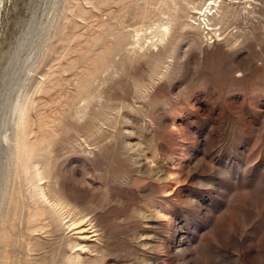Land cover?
Listing matches in <instances>:
<instances>
[{"label":"rangeland","instance_id":"rangeland-1","mask_svg":"<svg viewBox=\"0 0 264 264\" xmlns=\"http://www.w3.org/2000/svg\"><path fill=\"white\" fill-rule=\"evenodd\" d=\"M0 264H264V0H0Z\"/></svg>","mask_w":264,"mask_h":264}]
</instances>
